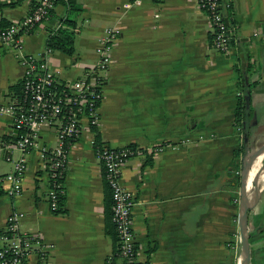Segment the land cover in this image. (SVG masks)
I'll return each mask as SVG.
<instances>
[{"label": "crops", "instance_id": "1", "mask_svg": "<svg viewBox=\"0 0 264 264\" xmlns=\"http://www.w3.org/2000/svg\"><path fill=\"white\" fill-rule=\"evenodd\" d=\"M10 2L16 0H0V19L7 24L19 22L37 0ZM220 2L231 36L226 55L209 47V22L196 0H74L79 12L72 17L71 55L45 54L47 37L67 16L62 2L21 36L25 54L40 55L60 78L75 80L95 64L103 31L119 30L110 64L101 73L98 123L94 128L83 124L67 151L60 211L50 210L46 200L49 183L42 153L54 145L51 131H43L26 153L19 194H0V233L7 216L18 211L23 214L20 232L52 246L37 264H106L115 250L116 238L107 233V227L112 231L111 201L94 153L95 135L103 146L146 150L128 160L120 175L121 186L131 195L135 264L232 263L233 237L238 235L234 175L239 178L242 156L237 150L244 139V145L252 146L264 137V0ZM21 76L11 51L0 47V103L19 89ZM242 95L247 97L245 133L233 122L236 99ZM14 133L11 120L0 115V137L10 140ZM18 156L12 150L11 161L0 159V176L11 172ZM232 162L239 163L237 171ZM259 164L263 170L264 153L246 178L251 205L247 232L253 241L261 238L256 237L261 230L257 212L264 186L255 183L261 171L247 191ZM263 248L255 245L257 255L250 253L249 264H264Z\"/></svg>", "mask_w": 264, "mask_h": 264}, {"label": "built area", "instance_id": "2", "mask_svg": "<svg viewBox=\"0 0 264 264\" xmlns=\"http://www.w3.org/2000/svg\"><path fill=\"white\" fill-rule=\"evenodd\" d=\"M59 0H37L29 12L17 23L0 29V47L11 51L22 69L17 92L0 103V115L11 120L14 136L8 140L0 137V159L11 161V151L19 152L12 160L10 173L0 176V194L14 196L20 191V175L24 169L25 155L43 131H51L54 145L43 151V161L48 175L46 200L50 210L59 209V196L63 194L66 155L83 124L94 128L98 123V107L103 95L105 72L111 61V51L117 42L119 30L106 28L96 43V62L84 71L82 78L65 80L60 72L51 69L40 55L25 54L21 36L44 21ZM138 0H132L137 3ZM199 9L209 22V47L226 55L230 50L231 36L226 29L220 0H196ZM125 4L123 8H127ZM50 50L45 48V54ZM93 144V141H92ZM161 147L153 152H159ZM146 150L137 147L112 148L101 145L94 150L101 168L103 182L110 195V222L116 238L114 252L106 264H135L136 252L131 229V195L120 183L123 166L132 158H140ZM6 188L1 190V184ZM23 214L12 211L6 218L0 233V264H37L52 246L38 236L20 232ZM237 218V216H236ZM238 236L233 237L235 250ZM116 260L119 263H116Z\"/></svg>", "mask_w": 264, "mask_h": 264}, {"label": "trees", "instance_id": "3", "mask_svg": "<svg viewBox=\"0 0 264 264\" xmlns=\"http://www.w3.org/2000/svg\"><path fill=\"white\" fill-rule=\"evenodd\" d=\"M18 1L19 0H16V2L7 3V5H9V6L14 5ZM58 2H62V3H64L66 5V7H67V16L63 20L60 21L59 26L56 28V30L54 32H52L47 37V39L45 41V47L47 49H49L50 51H52V52H60V53L65 54V55H71L72 54V43H73L72 29L74 27V20L72 19V17L79 12V8L74 3V0H59ZM6 25H8V24L3 22L0 19V29L5 27ZM34 27L28 33H30L34 29ZM225 27H226V29L229 32L227 24L225 25ZM14 90H15L14 92L18 91L17 88H15ZM241 90L243 91L244 94L248 92V88H241ZM243 96L244 95H242V97H239V98L236 99L235 108H234V112H233V122H234V128L237 131L240 130V131H243V133H245V131H244V129H245L244 122H245L246 116H247V109L245 108V103H244ZM244 143L245 142L243 140L241 142V146L242 147L244 146ZM100 145L101 144L99 142L98 135H95L94 139H93V148H94V150H97V148L100 147ZM241 146H240V148H241ZM127 147H131L132 148L133 146L129 145ZM239 151H240V149L237 150V153ZM237 153L236 152L234 153V157H237ZM232 164L234 166L233 167L234 171H237L238 168H239V163L232 162ZM234 176H235V178H234V180H235L234 181V187H235V189H237L238 186H239V181H238L239 178H238V175H234ZM62 181H63V179L61 178V180H60L61 188H62ZM106 190H107V188H106ZM63 199L64 198H63V194H62L61 196H59L58 201H57V204L59 206L62 205ZM106 206L108 207L107 202H106ZM58 211H60V209L59 210L57 209L54 212H58ZM110 226L112 227V231H111L110 227L109 228L107 227V233L110 236H112V238H114V240H115V233L113 231L112 224H110ZM113 234H114V237H113ZM251 241H252V239L249 236L248 242L251 243ZM263 253H264V248H263Z\"/></svg>", "mask_w": 264, "mask_h": 264}, {"label": "water", "instance_id": "4", "mask_svg": "<svg viewBox=\"0 0 264 264\" xmlns=\"http://www.w3.org/2000/svg\"><path fill=\"white\" fill-rule=\"evenodd\" d=\"M225 23L227 21L224 19ZM244 100H247V97H244ZM245 140V139H244ZM245 142V141H244ZM264 153V144L262 147L257 150V148L252 149L249 151L247 155L248 160L240 168L239 174V190H238V214L236 218L237 229H238V236H239V257L242 260V264H249L250 260V253H249V242H248V232H247V212L250 208L249 201L246 195V178L248 175L249 168L252 166L255 159ZM242 162L243 159L240 158ZM255 197L257 196V189H254Z\"/></svg>", "mask_w": 264, "mask_h": 264}, {"label": "rangeland", "instance_id": "5", "mask_svg": "<svg viewBox=\"0 0 264 264\" xmlns=\"http://www.w3.org/2000/svg\"><path fill=\"white\" fill-rule=\"evenodd\" d=\"M257 140H258L257 143L252 145V146H250L249 144H245L244 147L239 148L240 149L239 152H241V155H242L241 158L243 159V161L241 162L240 168L242 166H244V164L248 160L247 155L249 154V151L252 149V147L257 148V150H259L262 147V145L264 144V137H262V138L259 137ZM244 141L246 142V140H244ZM260 166H261V164L257 165V167L254 169V172H253L254 175H251L250 178H249L250 187H249V190L247 191V193H249L251 191L252 182H253V180L255 178L254 176H256V174L259 171H261L263 164H262L261 168H260ZM259 213H260V215H259ZM257 214L259 215L258 218H257V220L259 221L257 228H261V230L259 232L260 235H258L256 237H261V238H254V241L252 240L251 246H249V253L252 252V255H254V254L257 255V253H253V249H254L255 245L264 244V197L261 200L259 211L257 212ZM232 244H234V242ZM239 247H240V245H239V239H238V241L236 243V248H235V250H236L235 251V255H234V258H233L231 264H236V260L239 257V253H240L239 252ZM250 248H251V251H250Z\"/></svg>", "mask_w": 264, "mask_h": 264}, {"label": "bare ground", "instance_id": "6", "mask_svg": "<svg viewBox=\"0 0 264 264\" xmlns=\"http://www.w3.org/2000/svg\"><path fill=\"white\" fill-rule=\"evenodd\" d=\"M256 185H257V188H259V187H263L264 186V169L263 170H261V172L259 173V175L257 176V179H256ZM250 195H248V198H249V200H251V197L252 196H250ZM253 203V202H252ZM236 264H242V260H241V258L239 257V259H238V262L236 263Z\"/></svg>", "mask_w": 264, "mask_h": 264}]
</instances>
